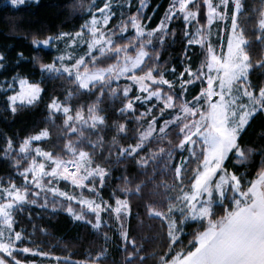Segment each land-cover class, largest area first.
<instances>
[{
    "label": "snow or ice",
    "instance_id": "6c2138e0",
    "mask_svg": "<svg viewBox=\"0 0 264 264\" xmlns=\"http://www.w3.org/2000/svg\"><path fill=\"white\" fill-rule=\"evenodd\" d=\"M145 2L141 0L135 15L132 0L117 3L119 22L114 23L113 0H105L102 7L93 0L87 9L91 19L79 31L33 39V44L44 46L64 42L62 54L40 63V68L66 80L70 89L63 98L53 95L47 105L49 118L62 122L59 150L50 130L43 128L18 146L26 164L16 161L21 183L11 175L7 183L0 179V264H25L18 257L29 253L50 264H105V247L85 261L54 256V250L45 247H19L34 242L27 239L16 214L28 205L49 208L52 202L96 232L108 226L118 238L113 243L123 244L122 264H150L154 257L141 255L150 240L136 235L133 220L140 214L133 216V201H150L144 204L148 216L159 220L160 231L166 229L168 253L159 257V264H264V169L245 188L241 177L224 166L230 153L237 162L248 160L251 149L244 151L239 137L256 113H264V86L257 95L249 79L254 62L242 26L244 0H171L159 27L152 30L141 20ZM10 3L20 6L25 0ZM177 20L185 26L181 64L188 66L178 79L169 80L152 66L159 64L154 38L162 42L169 33L175 36L169 25ZM253 27L259 31L255 39L264 46V12ZM214 28L219 47L211 39ZM130 30L133 35H128ZM193 46L205 57L195 71L188 58ZM258 67L264 70V60ZM171 74L177 75L175 68ZM197 83L200 93L187 99L189 86ZM19 84L20 91L7 97L13 113L18 106L37 103L44 92L39 83L20 79ZM11 88L9 84L5 90ZM74 97L94 99L74 106ZM108 101L119 102L114 111L123 123L109 122L103 107ZM37 142L52 143L53 150L33 147ZM5 143V155L17 151L12 139ZM121 163H133L144 179L122 174L123 187L105 199L102 193L112 181V168ZM159 176L170 177L171 183H158ZM61 182L70 190L61 188ZM217 202L227 205L219 220L214 219ZM189 220L199 228L185 245L181 236ZM109 240L105 232V243Z\"/></svg>",
    "mask_w": 264,
    "mask_h": 264
},
{
    "label": "trees",
    "instance_id": "16d2710c",
    "mask_svg": "<svg viewBox=\"0 0 264 264\" xmlns=\"http://www.w3.org/2000/svg\"><path fill=\"white\" fill-rule=\"evenodd\" d=\"M97 1V0H96ZM116 3H125L126 0H113ZM148 5L144 12L143 20L147 23L150 30L156 29L163 19L164 12L170 7L171 0H147ZM93 0H38L24 4L20 7H13L0 0V56L3 57L2 68L0 70V179L7 183L8 177L13 176L14 182L19 184L21 180L16 170V161L20 160L24 165L25 161L18 152V146L23 139L30 135L37 134L43 128H48L51 132L52 140L57 142L56 150H59L58 137L62 135L60 132L61 120L56 119L53 122L49 118L47 105L50 98L55 96H63L70 89V85L63 78H54L52 74L42 72L40 63H50L57 56V52L51 49L37 47L32 43L33 39L43 40L49 36H56L59 33H75L79 31L80 26L86 20L91 19L87 9ZM245 15L242 18L246 28L248 38L251 43L249 51L253 58L254 67L250 70L249 79L255 86V93L258 94V88L264 86V70L259 69L258 64L264 60V46L255 39L259 35L258 28L253 27L254 23H258L261 12H264V0H244ZM141 4V0H132V12L135 15V9ZM115 9V8H114ZM117 16L113 18L114 23L119 22V11L115 9ZM127 13V6L123 9ZM169 27L176 33L172 36L169 33L163 37V41L154 38L156 52L154 55L159 56V64L152 66L157 68L161 73H171L172 69H176V73L180 74L187 67V64H181L184 58L187 42L183 36V28L185 27L180 21H172ZM134 33L130 30L128 35ZM202 50L199 46H193L188 49V58L191 62V69L195 71L200 63L205 59L201 54ZM38 58V59H37ZM16 76L28 79L31 83H39L44 89L41 99L33 104L19 106L18 110L13 113L7 99L8 95L1 90L3 82L11 80ZM201 91L199 83L196 86H190L187 93V99L198 95ZM90 97H74V106L79 104L91 103ZM119 102L108 101L103 107L106 108L110 117V123L119 120L117 113L114 111L118 107ZM143 109H141L142 111ZM123 123V120H119ZM106 141L111 140V131L106 132ZM6 139L14 141V147L17 151L5 155L2 149L6 146ZM238 142L244 151L251 149L248 160L237 162V158L230 153L229 158L225 161L224 166L229 173H235L241 177L242 187L250 186V182L257 179L258 173L264 169V113L255 114L244 131L241 133ZM40 145L45 150H53L52 143L41 142ZM155 148V145H153ZM107 155V153H104ZM186 155V154H185ZM127 169V171H125ZM140 170L133 163H121L112 168V181L108 189L102 194L105 199L112 191H118L123 187V181L119 178L122 174L130 177L144 179L139 175ZM171 183L170 177L159 176L157 182ZM164 192L165 189H160ZM133 216L139 213L138 219L133 220L136 227V235L142 240H150L145 245L146 251L141 255L154 257L150 260V264H159V257L168 253L166 243V229L159 230V220L151 219L144 204L133 201ZM57 209L52 211L51 207L42 208L37 205H28L26 210L16 214L17 221H22L21 227L25 229L27 239L34 243L19 245V247H45L46 251L52 252L54 256L61 258L68 256L72 260L85 261L89 254L93 256L98 252L100 247L108 249L105 264H122L124 259L123 244L113 243L118 240L110 231L108 226H102L100 232L94 231L90 225L84 221H76L66 211L55 206ZM227 205L216 204L214 219H221ZM31 217V218H30ZM105 219L107 217L105 216ZM142 222V223H141ZM109 224H112L109 221ZM33 226L36 230L33 231ZM206 226V221H205ZM115 227V226H114ZM199 226L196 222L188 221L184 224V234L181 239L187 245L191 239V233L197 231ZM19 230V229H18ZM202 230V229H199ZM110 237L108 243L104 241V233ZM179 250V249H177ZM22 261H31L35 259L40 261L38 257H32L31 254H23L18 257Z\"/></svg>",
    "mask_w": 264,
    "mask_h": 264
},
{
    "label": "rangeland",
    "instance_id": "374dc122",
    "mask_svg": "<svg viewBox=\"0 0 264 264\" xmlns=\"http://www.w3.org/2000/svg\"><path fill=\"white\" fill-rule=\"evenodd\" d=\"M38 0H25V4H27V3H31V2H37ZM5 2L7 3V4H9V5H11V3H10V0H5ZM105 2V0H97L96 1V3L99 5V6H103V3ZM113 4H114V8H115V5L117 4L116 2H114L113 1ZM148 5V1L146 0V2H145V7L143 8V10H142V12H141V20H142V23L146 26V30H150L149 28H148V26H147V23L146 22H144V20H143V16H144V12H145V10H146V6ZM12 6V5H11ZM20 6H23V5H20ZM20 6H13V7H15V8H17V7H20ZM90 20V19H89ZM159 27V26H158ZM157 27V28H158ZM193 31H194V27H193V29H192ZM216 29L214 28L213 29V35H212V37H211V39L213 40V42L216 44V46L217 47H219V43H218V41H217V37H216ZM225 45H226V41H225ZM37 47H42V48H45V49H51V50H54V51H56L57 52V56L58 55H60V54H62V52H63V50H64V48H65V44H64V42L63 41H60V42H56L55 44H52V45H50V46H44L43 44H40V45H36ZM57 49H59L60 51H58ZM225 50H226V47H225ZM78 54H80V53H78ZM2 60H0V70H1V68H2ZM47 74H49V73H47ZM165 77L167 78V79H169V80H175V79H178L179 78V74H177L176 76H173L171 73H168V74H166L165 73ZM20 79H24V80H26V81H28V83H31L28 79H26V78H24V77H21V76H16V77H14V78H12L11 80H8V81H5V82H3L2 83V85H1V90H2V92L4 93V94H6V95H8V96H10V95H13V94H15V93H17V92H19L20 91V84H19V80ZM9 84H11L12 85V88L10 89V90H5V89H8V85ZM205 86H206V84H205ZM165 87V89H167V86L165 85L164 86ZM190 87V86H189ZM176 88L177 89H179V84H177L176 85ZM256 94V93H255ZM258 95V94H257ZM245 102H247L246 101V99H245ZM27 104H25V105H23V106H26ZM19 107V106H18ZM257 114V113H256ZM251 120V119H250ZM40 143L41 142H37V143H34V145H33V147H35V146H39V147H42L41 145H40ZM230 155V154H229ZM23 157V156H22ZM24 159V158H23ZM226 161V160H225ZM225 161H224V163H225ZM23 166H26V164L24 163V165ZM21 171L23 170L22 168L20 169ZM229 174H231V173H229ZM60 187L61 188H65V189H67V190H70V188H68V186H66L65 185V183L64 182H61V184H60ZM217 204H219L218 202H217ZM53 206H59V207H61V204L59 203V202H52V203H50L49 204V207H53ZM89 218H91V217H89ZM217 220H219V219H217ZM190 221V220H189ZM188 222V221H187ZM186 223V222H185ZM30 254V253H29ZM39 258V260L40 261H38V262H40V264H50V262H49V260H45L43 257H38ZM25 262V264H26V261H24Z\"/></svg>",
    "mask_w": 264,
    "mask_h": 264
}]
</instances>
